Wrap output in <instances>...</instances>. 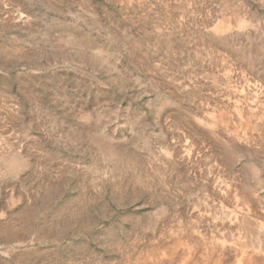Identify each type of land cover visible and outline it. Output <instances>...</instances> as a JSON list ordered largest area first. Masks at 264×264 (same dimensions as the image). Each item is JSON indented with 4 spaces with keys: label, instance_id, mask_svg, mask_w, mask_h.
Wrapping results in <instances>:
<instances>
[{
    "label": "rangeland",
    "instance_id": "1",
    "mask_svg": "<svg viewBox=\"0 0 264 264\" xmlns=\"http://www.w3.org/2000/svg\"><path fill=\"white\" fill-rule=\"evenodd\" d=\"M0 264H264V0H0Z\"/></svg>",
    "mask_w": 264,
    "mask_h": 264
}]
</instances>
